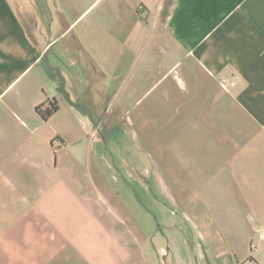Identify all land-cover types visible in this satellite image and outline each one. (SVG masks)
<instances>
[{
	"label": "crops",
	"instance_id": "1",
	"mask_svg": "<svg viewBox=\"0 0 264 264\" xmlns=\"http://www.w3.org/2000/svg\"><path fill=\"white\" fill-rule=\"evenodd\" d=\"M40 1L0 0V264H264V0ZM123 121L184 249L131 210Z\"/></svg>",
	"mask_w": 264,
	"mask_h": 264
},
{
	"label": "rangeland",
	"instance_id": "2",
	"mask_svg": "<svg viewBox=\"0 0 264 264\" xmlns=\"http://www.w3.org/2000/svg\"><path fill=\"white\" fill-rule=\"evenodd\" d=\"M19 2L31 3L32 1L37 3H41L40 0H16ZM57 1V0H55ZM120 94V93H119ZM119 94H116L117 97ZM137 94L134 98L137 99ZM116 97V99H117ZM135 101V100H134ZM117 100H114L113 105L109 108V110H115V104ZM132 107L124 106V110L131 109ZM122 115L119 113V116ZM116 118V115H113ZM104 123L102 128H105ZM108 125V124H107ZM113 128V129H112ZM111 129V137H112V146L115 149L123 150L122 156V164H123V172L125 174V179L128 181V187L124 185V194H128L130 197V205L131 210L134 211L135 214L139 213L140 222L142 221L144 227L147 229V232H155L156 235L153 236L152 241L157 243H165L170 244L174 247L178 246L181 249H184V245L186 243V237L190 239L192 243V236L186 235V221L183 217V209L175 203H172L170 198L167 195L160 192L158 188H154L153 182L149 183L148 175L152 172V156L149 155L148 152H143L139 150V140L138 138L133 137V135L126 133L128 132L125 122H120L115 125ZM121 159L115 155V162L121 168V161L117 160ZM137 159H139L142 167L140 168V173H145L146 183L142 181H137V179L133 178L130 172H126L127 169L132 171V168L137 167ZM134 166V167H133ZM143 166H145V171ZM122 170V168H121ZM135 206V208H134ZM144 212V216L142 213ZM141 222V223H142ZM193 244V243H192ZM185 256L186 252H182Z\"/></svg>",
	"mask_w": 264,
	"mask_h": 264
},
{
	"label": "trees",
	"instance_id": "3",
	"mask_svg": "<svg viewBox=\"0 0 264 264\" xmlns=\"http://www.w3.org/2000/svg\"><path fill=\"white\" fill-rule=\"evenodd\" d=\"M47 70L51 76V78L56 82L57 89L59 93L67 100H69L71 103H73L76 107L82 108L81 104L78 102L73 101L70 98L69 91L66 86V78L62 71V69L59 66H54L50 63H46ZM59 108V99L54 97L49 100L47 105H39L37 107V110L39 113L43 116V118L50 117L55 111H57Z\"/></svg>",
	"mask_w": 264,
	"mask_h": 264
},
{
	"label": "built area",
	"instance_id": "4",
	"mask_svg": "<svg viewBox=\"0 0 264 264\" xmlns=\"http://www.w3.org/2000/svg\"><path fill=\"white\" fill-rule=\"evenodd\" d=\"M142 7V6H141ZM235 264H245V263H243V262H235Z\"/></svg>",
	"mask_w": 264,
	"mask_h": 264
}]
</instances>
